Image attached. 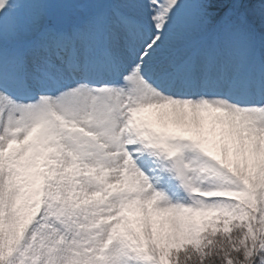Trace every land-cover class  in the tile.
<instances>
[{
  "label": "snow or ice",
  "instance_id": "1",
  "mask_svg": "<svg viewBox=\"0 0 264 264\" xmlns=\"http://www.w3.org/2000/svg\"><path fill=\"white\" fill-rule=\"evenodd\" d=\"M0 264H264V0H0Z\"/></svg>",
  "mask_w": 264,
  "mask_h": 264
}]
</instances>
